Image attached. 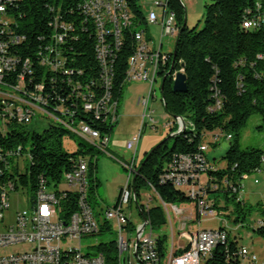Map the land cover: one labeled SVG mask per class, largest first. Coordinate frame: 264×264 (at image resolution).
Segmentation results:
<instances>
[{"label":"built area","instance_id":"1","mask_svg":"<svg viewBox=\"0 0 264 264\" xmlns=\"http://www.w3.org/2000/svg\"><path fill=\"white\" fill-rule=\"evenodd\" d=\"M18 1L0 0L1 133L4 132L3 127L6 121L29 124L32 123L36 112L40 111L51 117L55 123L85 139L98 152L108 154L112 134L107 131L118 125L121 119L119 102L114 96V84L117 61L125 49L126 38L131 39L133 49L131 56L127 59L124 83L126 85L147 83L149 92L138 101L144 109L142 128L132 135L126 144L132 156L127 162H120L128 173L127 182L120 190L118 199L112 207H101L95 212L89 200L90 184L87 180L90 160L84 156L80 157L73 168L64 174L62 184H67V188L59 189L62 184L55 187L41 180L32 208L18 212L15 223L8 226L5 216L11 208L10 192L18 189L15 181L7 176L8 160L12 154L4 153L0 146V251L15 248L13 252L0 254V264H203L204 260L212 255L216 246L227 241L228 230L224 227L225 229H199L196 232L183 233L180 238L184 239L186 244H179L174 249L176 242L172 228V244L169 245L168 252L164 256L159 250V236L154 235V229L148 217L150 210L154 207L151 202L158 198L168 213L172 209L177 215L183 216L186 211L165 203L153 186L149 189L151 192L149 202L141 203V196L139 200L136 189L133 187L135 178L138 177L137 152L143 129L149 124L153 130L157 129V122L152 116L153 112L149 111V106L156 98L155 88L159 80L164 78L162 73L168 74L173 66V53L163 51V39L166 36L178 37L180 32L176 13L169 7L170 0L156 2V5L162 8L161 16L154 10L147 16L144 15L146 24L161 26V40L157 47L146 38L145 31L138 30V27L143 24L133 11L132 0H84L82 9L86 20L91 22V28L94 30L95 53L100 66L99 83L95 81H91L90 84L83 83L79 79L81 71L76 72L74 68L67 65L64 44L69 32L73 31V27L58 17L50 23L53 31L50 42L46 43L47 39L40 37L44 45L37 53L38 61L40 66L49 72L62 75L63 81L72 86L71 107L66 108L63 106L64 99L59 100L60 103L56 106H49L42 95L44 91L42 84L35 86L33 91L25 88L26 76L33 73L32 62L30 58L21 60L10 51L27 39L25 35L16 33L12 26L14 19L11 11ZM51 10L53 11L54 8ZM261 24L263 22L259 19L247 20L244 22V27L257 29ZM168 66H171L169 70ZM18 70L20 72L14 84L10 81L11 75ZM178 72L185 73L184 68L172 72L173 82ZM212 91L217 101L211 108L214 111L221 108V95L216 86L212 88ZM80 105L83 112L94 117L98 127L77 120L76 109ZM175 122L179 125V129H182V120L177 119ZM185 124V129L189 127L194 130L192 123L185 121ZM168 127L172 128L171 125ZM209 135L212 136V142L215 144H218L222 137L221 134L212 132L207 133L204 138L207 139ZM226 138L231 141L232 135L228 134ZM209 148V144L204 141L198 152L177 155L160 175L161 183L171 184L182 190L195 204L194 210L198 219L203 216L217 215L215 201H210L208 193L207 173L213 169V162L208 157ZM114 159L117 160L115 157ZM262 162L264 163V157ZM257 172H264V170ZM204 176L206 180L203 179ZM246 177L248 176L243 179ZM72 193L77 197L78 209L69 219H64L61 205ZM135 199L146 219L144 220L141 216L142 222L138 225L132 222ZM194 210H190L186 219L181 218V230L186 228V221L194 220ZM260 224L263 225L264 221H260ZM112 229L118 234V240L114 243L116 247L114 262L107 258L109 255L107 251H100L95 255L83 253L82 240L85 236H93ZM179 250L182 252L177 253ZM133 254L136 257L135 263L132 261ZM240 254L251 264H264V259L246 247L242 248Z\"/></svg>","mask_w":264,"mask_h":264},{"label":"trees","instance_id":"2","mask_svg":"<svg viewBox=\"0 0 264 264\" xmlns=\"http://www.w3.org/2000/svg\"><path fill=\"white\" fill-rule=\"evenodd\" d=\"M84 0H19L11 11L16 33L25 35L26 41L10 51L21 60L30 58L33 73L26 76V90L33 91L35 86L43 85L42 93L49 106H56L64 99L63 106L71 107L72 86L63 81V76L53 74L38 61V51L44 37L50 42L52 29L50 23L58 17L61 21L73 27L64 44V56L67 65L75 71H81L79 79L83 83L91 81L99 83L100 66L96 59L94 30L91 22L86 20L82 4ZM133 11L144 22L145 16L139 6V0H132ZM169 7L176 13L180 30L185 21V8L182 0H170ZM54 10L52 11L51 9ZM203 27L184 29L177 44V57L174 70L184 68L187 75V93H176L173 90V80L169 76L165 82L163 92L166 112L171 116L182 117L187 123L194 125V130L186 128L180 135L170 138L156 149L144 164L140 175L133 187L140 200L141 190L153 186L162 200L171 205L193 203L185 193L171 184L161 183L160 175L167 165L177 155L194 154L205 141V135L212 132H226L232 135L230 147L225 157L226 168H219L213 162V169L207 173L208 193L222 191L227 203L234 205V222L240 224L244 213V203L239 198L241 181L258 170H264L262 158L264 152L251 149L242 150L240 146L241 133L249 119L254 115L261 116L264 122V0H214L204 8ZM259 19L263 24L257 29H247L244 22ZM147 33V30H144ZM133 43L125 39V49L117 61V74L114 84L115 99L121 105L127 70V59L132 54ZM171 66H168V70ZM20 70L11 75V82L16 84ZM167 72L162 73L164 77ZM217 87L221 95V108L212 111L217 103L212 88ZM95 89V87H94ZM99 92V89L96 87ZM1 109V107H0ZM77 120L85 121L95 127L97 123L93 116L83 112L81 105L76 109ZM95 122V123H93ZM29 124L6 121L0 132V146L9 157V166L14 157L29 152L31 165L25 174L17 168L12 171L7 166V176L27 190L30 189L33 204L35 194L40 188L41 180L48 185L59 187L63 176L69 172L80 157L93 153L95 148L86 141L80 142V149L73 154L64 151L63 139L72 135L68 129L55 123L49 124L38 133ZM117 126V125H116ZM113 126L107 132L113 133ZM178 131V126L171 128V133ZM173 139L172 147L169 146ZM216 147V146H214ZM149 153L146 154V157ZM98 160V159H97ZM138 165V169L144 163ZM97 170L96 164L90 161L89 174L93 177ZM90 185V194H95L99 185L97 178ZM236 189V191H234ZM62 217L69 219L78 209L77 197L71 194L62 202ZM215 208L219 209L216 199ZM264 221V211L262 214ZM148 217L154 230H160L167 225L164 210L153 207ZM260 221L255 233L264 240V224ZM225 229V228H221ZM101 245L100 251H107L108 259L115 261L116 247L114 243ZM159 250L166 255L169 239L165 235L159 236ZM244 246H239L237 240H232L228 232V239L220 243L213 250L210 257L203 264H251L241 256ZM179 250L177 253H181Z\"/></svg>","mask_w":264,"mask_h":264},{"label":"rangeland","instance_id":"3","mask_svg":"<svg viewBox=\"0 0 264 264\" xmlns=\"http://www.w3.org/2000/svg\"><path fill=\"white\" fill-rule=\"evenodd\" d=\"M158 0H139V6L145 16L150 11L154 10L159 16L162 12V8L156 5ZM193 6L188 10V0H182V4L185 8V17L187 18L188 29L203 27L204 8L206 4H212L214 0H192ZM190 6V4H189ZM138 30H147L146 38L149 39L150 43L155 44L156 47L160 44L161 40V26L143 24L138 27ZM177 41V36H166L163 39V51L166 53H173ZM181 68L178 69V71ZM160 79L155 92V99L151 101L149 111L153 112L152 116L157 122V129L153 130L149 125L144 127L141 142L137 152V163L140 164L143 159L146 158V154L150 153L155 147L164 142L168 136L176 134L177 131L171 133V129L168 125L173 128L179 125L175 122V119L171 117L165 109L164 101L162 100ZM149 92V85L147 83H130L126 86L121 100L120 112L122 113L124 105L127 108L130 116L125 118L123 127L116 126L111 136V142L109 144L108 154L105 152H98L97 149L93 153H88L85 157L92 163L96 164L97 170L93 177L88 174V182L90 185L94 184V179L97 178L99 185L95 191V194L89 195V200L95 209V212L101 207H112L118 199L120 190L126 185L127 182V171L123 167L120 161L127 162L132 152L128 151L126 144L134 133H137L142 128V116L144 114L143 107L138 104V99L142 96H146ZM140 115L139 117L136 115ZM138 121V122H137ZM148 121V120H147ZM187 123V122H186ZM49 124H55L51 117L42 114L40 111L36 112V115L30 125V127L36 130L38 133H43L44 129ZM221 134V138L218 144L212 142V136H207L205 139L206 143L209 144L210 148L208 153L210 159H216L214 164L219 168H226L227 162L223 159L229 150L230 140L226 138L228 135L226 132L217 131ZM82 137L77 134L66 135L63 139L64 151L73 154L80 149V142L84 141ZM233 140V139H232ZM231 140V141H232ZM86 141V140H85ZM173 139L170 140L169 146L172 147ZM88 147L89 143L86 141ZM216 146V147H214ZM240 146L242 150L257 149L264 152V122L259 115L252 116L245 129L241 133ZM111 155V156H110ZM117 158V160L114 159ZM98 159V160H97ZM31 165V159L29 152L23 153L22 156L14 157L11 161L9 169L12 171L17 168L21 174H25L27 168ZM206 180V176L203 178ZM258 181V183H256ZM241 193L238 195L244 203V213L241 217L240 224L234 222L236 217L233 214L234 205L227 203L224 198L222 191L209 194L210 201H219V209H216L215 216L201 217L195 214V204L187 203L177 206L179 209L186 210L185 214L177 215L175 211L170 209L169 213L163 208L162 203L158 198L151 202L152 206H160L167 217V225L160 230H154V235L161 236L165 235L169 239V245L172 244V228L174 229V240L175 247L185 240L180 238L183 233L196 232L199 229L217 230L220 228H226L230 233L231 239L237 240L239 246H245L251 252H255L258 256L264 259V240L261 239L256 233L255 229L258 226L259 221L262 219L264 211V172H254L249 174L248 177L241 181ZM67 188V184L64 183L59 189ZM149 189L141 190V203L149 202ZM10 204L11 208L6 213L5 222L8 226H12L15 223V218L18 212L30 210L33 206L31 201L30 189L23 188L19 185L17 191L10 192ZM194 210V220L186 221L187 226L184 230H181V218H185L190 213V210ZM100 220V218L98 217ZM101 221V220H100ZM132 222L134 225H138L142 222V217L137 209L136 204L133 206ZM172 224V227H171ZM118 240V234L114 229L111 231L100 232L93 236H85L82 240L83 253L95 255L100 252L101 245H109L116 243ZM94 246V247H93ZM15 248H7L0 251V254L13 252ZM132 261L136 262V257L132 255Z\"/></svg>","mask_w":264,"mask_h":264},{"label":"water","instance_id":"4","mask_svg":"<svg viewBox=\"0 0 264 264\" xmlns=\"http://www.w3.org/2000/svg\"><path fill=\"white\" fill-rule=\"evenodd\" d=\"M186 26H187V18L185 17V21H184L183 27H182V29L180 30L179 34H178L177 41H176V45H175V49H174V52H173V57H174V59H173V66H172L171 70L168 72V74H166V75L164 76V78L162 79V83H161V88H160V89H161V92H162V100H163V101H164L163 92H164V88H165V82H166L167 78H168L169 76H171V75H172V72L174 71V63H175V61H176V57H177V44H178V41H179V39H180V35L183 33V31H184V29L186 28ZM173 90H174V92H176V93H187V91H188V84H187V75H186L185 73H183V72H178V73L176 74L175 79H174V82H173ZM164 106H165V108H166L165 103H164ZM173 118H174L175 120H177V119H181V120H182V123H183V127H182V129H179V130L177 131L176 134H173L172 136H170V138H174L175 136L180 135V134L185 130V126H186L185 121H184V119H183L182 117H176V116H173ZM163 143H164V142H162L161 144H159L157 147H155V148H154V149L148 154V156H147V157L145 158V160H144V163L142 164V166H140V168H139L138 171H137L138 175H140L141 170H142L144 164L148 161V158L153 154V152H154L156 149H158L159 147H161V146L163 145ZM136 179H137V177L135 178V180H136ZM135 203H136V205H137V207H138V210H139L140 215L143 217L144 220H146L145 217H144V215H143V213H142V212L140 211V209H139V205H138V201H137V199H135Z\"/></svg>","mask_w":264,"mask_h":264},{"label":"crops","instance_id":"5","mask_svg":"<svg viewBox=\"0 0 264 264\" xmlns=\"http://www.w3.org/2000/svg\"><path fill=\"white\" fill-rule=\"evenodd\" d=\"M188 2H189V4H190V6H189V4H188V10H190V7H192L193 6V1L192 0H188ZM160 16H161V13H160ZM158 26H160L159 24H157ZM141 98V97H140ZM138 101H139V99H138ZM139 104V103H138ZM126 105V104H125ZM124 105V108H123V111H122V113L120 112V114H121V119H120V122H119V124H118V126H121V127H123V125H124V121H125V118L126 117H128V116H130L129 114H128V111H127V108H126V106ZM139 117L140 115L138 114V115H136V117ZM138 122V121H137ZM135 134V133H134ZM133 134V135H134ZM209 154H210V152L208 153V157H209ZM209 159H210V157H209ZM211 160V159H210ZM212 162H214V161H216V159L215 158H213L212 160H211ZM192 210V209H191ZM186 211V210H185ZM195 214H196V212H195ZM186 244V241L184 242V243H181L180 245H185ZM245 247V246H244ZM247 248V247H246Z\"/></svg>","mask_w":264,"mask_h":264}]
</instances>
